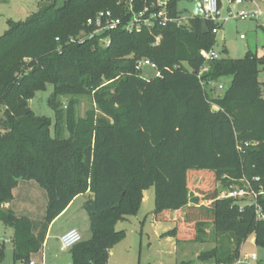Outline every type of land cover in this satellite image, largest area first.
Masks as SVG:
<instances>
[{"label":"trees","instance_id":"16d2710c","mask_svg":"<svg viewBox=\"0 0 264 264\" xmlns=\"http://www.w3.org/2000/svg\"><path fill=\"white\" fill-rule=\"evenodd\" d=\"M155 1L132 0L130 11L129 0H50L0 36V224L14 229V264H29L42 249L30 218L5 207L21 181H34L46 192L47 225L76 197L92 194L85 202L91 236L70 249L72 264H108L111 250L126 236L117 224L139 212L151 187L156 221L169 222L182 210L179 227H195L188 240H181L180 229L165 234L177 242L200 241L212 222L220 244L199 255L198 263L236 264L251 235L264 248V54L248 51L242 59L212 61L199 78L201 51L217 43L214 24L205 21L204 34L201 17L190 19L188 29L170 23L132 33L116 30L107 47L97 38L68 43L90 33L87 22L100 11L127 22ZM178 2L169 0L171 17L181 15ZM142 59L160 75L143 77L137 70ZM25 60L30 70L22 75ZM222 78L231 82L214 97L213 84ZM48 84L54 87V137L51 120L28 106ZM81 96L91 97L106 117L90 111L76 121ZM62 98H70L66 113ZM206 174L223 189L249 184L257 197L245 204L221 198L217 190L209 206L199 205L189 179L202 181Z\"/></svg>","mask_w":264,"mask_h":264},{"label":"rangeland","instance_id":"374dc122","mask_svg":"<svg viewBox=\"0 0 264 264\" xmlns=\"http://www.w3.org/2000/svg\"><path fill=\"white\" fill-rule=\"evenodd\" d=\"M50 0H0V36L9 28L10 24L19 21H25L36 14ZM192 0H179L178 9L181 16L188 20L192 17L186 8V4ZM227 4V0H226ZM228 6V5H227ZM222 7L223 16L226 15V9ZM238 10L254 11L260 9L264 13V0H247L242 5L235 7ZM190 27V21L188 22ZM244 35L245 39L240 36ZM216 51L221 58L242 59L248 51L257 53L259 56L264 54V16L254 20H231L224 24L221 32L217 36ZM28 61H24V63ZM22 67L25 71L30 70L27 64ZM21 71V72H22ZM25 71L22 75L26 74ZM140 74L152 79L156 77V72L145 63ZM259 79L264 81V70L259 74ZM230 78H222L216 87L214 97L223 95L224 89H219L218 85L225 88L229 86ZM54 87L51 84L46 86L44 91H38L34 97L29 100V109L40 118L51 120V137H54L53 126L56 118L55 113L50 106L53 99ZM78 103L75 106V120L87 116L90 111H95L97 117H106L97 107L93 99L88 96L76 98ZM70 98L61 99V107L64 113L67 112ZM69 134L66 132L65 136ZM197 172V171H194ZM202 172V171H198ZM205 172V171H204ZM190 189L193 197H197L199 205L209 206L211 204L210 196L214 191L219 190L221 196H225L231 189H239V186L232 185L230 189L221 188L214 175L206 174L202 181L198 176H190ZM251 195H245V202L252 201ZM47 194L34 181L24 182V185L17 191V197L13 203L17 215H26L30 217L35 232L41 239L45 236L46 226L44 224L47 206ZM84 198L75 202L71 210L63 216L56 224L58 230H63L67 226L75 225L83 236V239H89L91 236L89 229V218L86 212L82 210ZM155 189L151 187L143 194V202L139 212L135 216L128 217L127 220L118 223L116 229L125 231V239L116 245L110 252L108 264H203L198 263L197 258L203 252L212 250L220 244V241L214 239V226L211 221L206 223V235L197 242L179 241L173 237L165 235L169 231L180 229L181 240L192 239L194 237V226L185 225L179 227L177 220L173 222H158L155 220ZM183 213V214H182ZM180 215H172L171 218L178 219V222L185 217L184 212ZM2 231L6 233L7 241L4 243V255L0 258V264H14L13 262V235L14 229L1 224ZM232 236V235H231ZM229 235V239H231ZM252 236H249L240 249V258L246 256H256L257 264L264 261V248L252 243ZM215 240V241H214ZM51 254L59 255L60 264H72V255L69 252H60V244L54 239L49 241ZM38 260V257H35ZM50 262V260H49ZM205 264H215L207 262ZM249 264V263H246Z\"/></svg>","mask_w":264,"mask_h":264},{"label":"built area","instance_id":"2783aa9c","mask_svg":"<svg viewBox=\"0 0 264 264\" xmlns=\"http://www.w3.org/2000/svg\"><path fill=\"white\" fill-rule=\"evenodd\" d=\"M247 0H227L228 10L226 15L222 14V4L221 0H200L202 5V15L201 18L204 21H210L214 24L213 34L216 35L221 32L225 23L231 20H254L260 19L264 16V13L260 10L254 11H244L238 10L235 7L242 5ZM169 0H156L151 7L146 6L144 10L139 13H134L132 18L125 22L120 17H115L111 11H100L92 19L87 22V27L90 29V33H81L76 37H71L68 40L70 44H83L88 40L97 38L100 47H107L111 43V33L116 30H123L128 33L141 31L144 27L152 28L156 25L159 27H166L170 23L175 24L177 27H184L186 29L190 28L188 22L193 16L186 20L181 15L178 17H171L168 9ZM129 10L133 11L132 0H129ZM241 39H245L244 35L240 36ZM160 42V37L157 38L156 44ZM201 56L204 59V65L199 72V78L206 72L209 71V63L215 60L221 59L220 54L216 51V48H212L208 51H201ZM150 67L156 72V76L160 74L157 71V67L150 62L148 59H142L137 63V70L140 72L144 65ZM217 85V84H216ZM213 84V86H216ZM219 89H224L223 85H218ZM215 110H219L217 106H213ZM251 195L252 200L256 199L257 194L250 190L249 184L247 189H231L227 192L225 196L221 198H233L243 201L245 195ZM252 202V201H251ZM243 202V203H251ZM262 218H264L262 216ZM83 240V236L78 229H70L65 232L60 237V251L67 252L70 251L75 245ZM7 241L6 236L2 232V227L0 224V245H4ZM249 260H256V256L245 257L243 260L239 259L236 264H246ZM29 264H36L34 261H30Z\"/></svg>","mask_w":264,"mask_h":264},{"label":"crops","instance_id":"0c3cea01","mask_svg":"<svg viewBox=\"0 0 264 264\" xmlns=\"http://www.w3.org/2000/svg\"><path fill=\"white\" fill-rule=\"evenodd\" d=\"M225 6L227 7L226 9L228 10V6L226 4V0H222V7H223V9H224ZM261 82L264 83V81H261ZM24 182H27V181H21L19 183V186L14 190V200L11 203L5 205L6 208H11L15 212L16 215H17V213H16V210L13 207V203L16 200L17 191L20 189V187L22 185H24ZM91 197H92V194L90 192H87L84 195H80V196L76 197L73 200V202L69 205V207L56 220H54L50 225H47L45 223V221H44V224L46 226V229H45V236L42 239H41L40 235L38 234V232L37 233L35 232L34 227H33L34 234L36 235V237L38 238V240L42 243V249L37 254H33L31 256V261H34L36 264H60V262H59V255H54L53 258H51V259L49 258V255L51 254V250H50L51 247H50L49 241H52V239H54L57 244H60V241H59L60 240V237L65 232H67L70 229H73V228L77 229V226H75V225L72 224V226H70V227L67 226L63 230H58L56 228V224H57V222L60 221V219L63 216H65L71 210V208L74 206L75 202L78 201L81 198H84V201H83V204H82V210H83V212H86V210H85V202L89 198H91ZM182 212H183L182 210L181 211H176V212H174V213L171 214V217H172V215H180ZM86 214H87V212H86ZM17 216L18 217H28L26 215H17ZM28 218H30V217H28ZM176 220H177V223H178V219H175V218H171V221H169V222L175 223ZM182 220H183V218H182ZM2 232H3L4 235H6V233H4V231H2ZM252 243L255 244V237H254V235L252 236ZM67 252H69V251H67ZM36 256L38 257V260L35 259ZM246 257H250V256H246ZM240 259L243 260L244 258H240ZM49 260H50V262H49ZM251 262H258V258L256 257V260H249L247 263L250 264ZM257 264H261V262L260 263H257ZM262 264H264V261L262 262Z\"/></svg>","mask_w":264,"mask_h":264},{"label":"water","instance_id":"95a60500","mask_svg":"<svg viewBox=\"0 0 264 264\" xmlns=\"http://www.w3.org/2000/svg\"><path fill=\"white\" fill-rule=\"evenodd\" d=\"M186 8L191 13L193 17H201L202 15V5L200 0H192L190 3L186 4ZM209 32L206 22H203V33L206 34Z\"/></svg>","mask_w":264,"mask_h":264}]
</instances>
